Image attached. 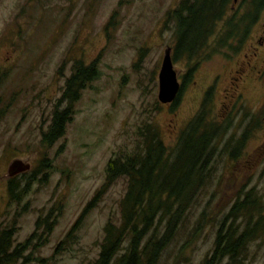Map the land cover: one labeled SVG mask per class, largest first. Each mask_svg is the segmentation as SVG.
Masks as SVG:
<instances>
[{
    "label": "rangeland",
    "instance_id": "obj_1",
    "mask_svg": "<svg viewBox=\"0 0 264 264\" xmlns=\"http://www.w3.org/2000/svg\"><path fill=\"white\" fill-rule=\"evenodd\" d=\"M179 2L0 0V230H13V247L36 233L15 264H94L104 227L119 223L127 188L126 178L105 186L108 161L137 150L139 130L147 125L158 131L166 148H174L181 130L203 110L208 122L223 123L212 145L207 184L187 207L158 264H202L218 235L232 230L239 236L241 229L262 222L264 84L254 75L243 77L237 105L241 123L225 122L228 112L221 103H230L222 92L229 87V69L237 70L239 63L260 65L249 48L261 35L264 9L240 51L224 48L195 68V60H172L181 89L177 103L168 106L158 102V73L164 51L170 48L173 56L176 26L170 13ZM235 6L228 16L235 12L239 18L247 0ZM76 61L96 63L99 78L80 94L64 136L47 146L43 135L57 107L63 108L58 103ZM218 76L212 103H205ZM14 160L31 167L17 176L26 192L18 203L9 200L6 188ZM248 194L255 196L259 211L251 219L239 213L235 223H227L234 203ZM50 214L55 224L49 232L36 229L38 220ZM259 232L248 238L242 261L226 257L221 263L264 264V232Z\"/></svg>",
    "mask_w": 264,
    "mask_h": 264
},
{
    "label": "trees",
    "instance_id": "obj_2",
    "mask_svg": "<svg viewBox=\"0 0 264 264\" xmlns=\"http://www.w3.org/2000/svg\"><path fill=\"white\" fill-rule=\"evenodd\" d=\"M231 6L232 0H180L170 13L176 26L172 60H195L198 62L195 68L199 61L210 58L224 48L232 52L240 51L264 9V0H247L248 7L239 18L235 12L228 16ZM193 69L183 78L184 81ZM99 75L96 63L76 61L73 64L58 103L63 104V108L57 107L51 125L43 135L45 145L49 146L64 136L65 128L72 119L74 104ZM177 101L178 97L173 104ZM204 102L210 103L208 94ZM205 115L204 110L196 115L181 131L176 145L170 150L165 147L158 131L147 125L139 130L141 145L137 150L108 161L105 186L119 178H126L127 188L120 202L119 223L109 221L104 227L103 240L94 264L159 263L184 222L187 207L195 199L197 201L200 191L207 184L214 150L212 145L218 141L221 128L208 122ZM44 166L48 169V162ZM25 193L16 180L11 181L7 193L10 201L18 203ZM258 211L256 202L250 205L247 200H237L227 215V223L238 218L239 213L244 212L243 216L251 219L252 213ZM51 215L43 222L39 219L36 229H47L48 233L55 224L50 221ZM249 228L264 232L261 230L264 229V218L261 223L245 227L243 241L241 235L237 236L232 230L223 236L218 235L213 253L202 264H222L226 257L236 262L241 256L242 261L243 250L251 235L247 230ZM13 236L11 229L0 230V264H15L22 259L24 252L32 247L36 233L23 245L15 247ZM23 259L25 262L29 256Z\"/></svg>",
    "mask_w": 264,
    "mask_h": 264
},
{
    "label": "flooded vegetation",
    "instance_id": "obj_3",
    "mask_svg": "<svg viewBox=\"0 0 264 264\" xmlns=\"http://www.w3.org/2000/svg\"><path fill=\"white\" fill-rule=\"evenodd\" d=\"M241 1H243V0H241ZM241 1H239V2H241ZM235 8H236V6L235 5L233 6V3H232L231 9L233 10ZM260 26H261L260 27L261 28V35L259 36V38L256 42V45H250V48H249V52L251 53L252 59L255 60L259 57L260 65H256V63L254 65H251V63H250V64L245 65V67H240V63H239L237 66L238 67L237 70H235V69L230 70L229 69V72H227V73H229V77H228V81H227V85L229 87L227 89H223L222 92L225 94L224 99L229 100L230 103H228V104H226L224 102L221 103L223 105L222 107H224V111L228 112L227 117H225L223 119V120H225V122L229 121L232 124H234V119L235 120L238 119V122L241 123V119H239V118H241V107H238L237 105L239 103H241V97H243V93H241V81L245 79L243 77H246L247 74L254 75L256 77L254 79L255 81L264 84V23H262ZM260 52H261V54H260ZM248 56L249 55L246 54L245 58H247ZM233 75H236L237 78L233 77ZM220 79H221V77H219V76L216 77V79L214 80V82L212 83L210 88L208 89L207 94L210 98L211 103H212V98L215 94L214 88H215L216 81H218ZM244 82H247V80ZM243 91L245 92L246 88H243ZM262 103L264 104V100L262 101ZM228 105H229V107H227ZM263 112H264V107H263L262 113ZM257 122H259V121L257 120ZM215 123H217V124H214V123L213 124L216 125L217 127L221 128L223 126L222 125L223 123H221L219 121H215ZM224 124L226 125V124H230V123H224ZM241 148H242V146H241ZM17 178H18L17 176L13 177V178H8V180L6 182L7 193L9 191V186H11V181L16 180ZM244 198L245 199L243 201L247 200L248 204H250V205H252L253 202L256 201V198L254 195L252 196V195L248 194V195H245ZM257 231H258V229H249V234H251L252 236H254V234L257 235ZM245 232H246V230L241 229V241H243L242 236H243V234H245Z\"/></svg>",
    "mask_w": 264,
    "mask_h": 264
},
{
    "label": "water",
    "instance_id": "obj_4",
    "mask_svg": "<svg viewBox=\"0 0 264 264\" xmlns=\"http://www.w3.org/2000/svg\"><path fill=\"white\" fill-rule=\"evenodd\" d=\"M241 0H232L233 6ZM172 50L164 51L161 67L158 73V102L162 105L172 104L179 95L181 84L173 68ZM30 165L21 160H14L7 169L8 178H13L30 170Z\"/></svg>",
    "mask_w": 264,
    "mask_h": 264
}]
</instances>
